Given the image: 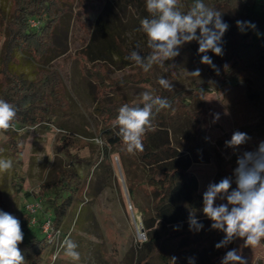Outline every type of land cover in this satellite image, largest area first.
Returning a JSON list of instances; mask_svg holds the SVG:
<instances>
[{
  "label": "trees",
  "instance_id": "obj_1",
  "mask_svg": "<svg viewBox=\"0 0 264 264\" xmlns=\"http://www.w3.org/2000/svg\"><path fill=\"white\" fill-rule=\"evenodd\" d=\"M183 1L187 8L192 3V0ZM128 2L136 5L140 20L149 15L145 0ZM83 3V0H11L7 12L0 10V30L4 39L0 47V99L13 104L17 110L14 128L4 132L7 141H0V147L16 156L22 153L28 138V134L22 132L52 123L58 114L69 115L72 110L63 77L52 63L64 54L56 42L65 21L73 17L80 20ZM204 3L222 12L223 20L229 25L222 38L224 55L216 56L211 52L208 55L220 65L223 85L245 84L246 100L256 111L253 120L239 115L236 131L247 133L251 137L248 143L259 144L264 141V12L255 0H204ZM32 20L40 24L34 27ZM237 20L255 23L256 30L241 33L236 26ZM111 30V23L100 16L90 42L79 53L81 71L94 87V112L101 123L97 135L104 141L93 176L100 174L106 179H113L125 205L120 182L113 177L112 163L118 157L132 208L142 219L145 240L140 243L134 264H171L169 259L173 256L177 258L176 264H221L226 252L234 249L235 240L226 247H215L225 234L212 229V222L202 212L203 194L192 171L191 145L175 126L176 116L188 113L195 98L198 101L195 120L199 127L202 126L209 88L202 85L192 93L181 89L175 75V64L180 55L166 61L163 68L172 81L173 90L162 89L157 95L167 97L175 111L163 110L157 114L153 127L143 137L144 151L129 154L116 135L118 129L113 128L119 107L125 103L137 104L123 91L142 84L153 85L154 74L161 66L153 65L148 72H144L134 62L125 59L137 48H132L125 36ZM141 34L144 43L139 51L146 55L150 50L146 45V36ZM186 44L180 48V54ZM23 61L30 66L27 73L20 69ZM113 66L126 71L125 75L111 78L109 73ZM62 129L57 145L59 153L68 150L74 143L73 132ZM224 177L233 178L234 189L233 171L218 172L216 183ZM40 191L41 195H53L52 219L63 235L65 227H69L65 224L69 221L77 231L85 230V214L88 212L86 202L80 198L81 177L76 171L57 172L56 178L43 183ZM12 201L13 196L0 187V210L20 221L24 239L18 247L27 264H42L46 249H50L51 257L52 249L40 228L30 226L26 210L19 218ZM78 203L82 204L81 208L72 218V210ZM190 212L195 213L204 225L199 232L189 230ZM39 220L43 221L41 217ZM25 227L34 232L27 236Z\"/></svg>",
  "mask_w": 264,
  "mask_h": 264
},
{
  "label": "rangeland",
  "instance_id": "obj_2",
  "mask_svg": "<svg viewBox=\"0 0 264 264\" xmlns=\"http://www.w3.org/2000/svg\"><path fill=\"white\" fill-rule=\"evenodd\" d=\"M129 0H83L80 9V20L75 17L65 21L64 29L57 39V46L64 53L58 57L52 66L58 69L63 77L67 98L72 104L69 115L58 114L55 121L43 126L32 128L27 132L26 144L22 153L14 155L8 149L1 154L12 160L13 168L6 173H0V187L13 196V205L18 216L24 215L25 206L33 200H39L43 206L41 219L53 216V195H41V186L53 181L61 170L76 171L81 177V200L86 202L88 213L85 214V230L77 231L70 221L65 224L64 236L70 237L78 245L79 261L60 254L55 264H134L139 252L142 236V219L131 205L125 177L118 157L113 159V177H116L123 192L125 205L114 187L113 179L94 174L95 164L101 158V146L95 141L100 130V120L94 112V87L86 80L81 71V55L79 51L91 39L96 28V20L102 16L112 25V32L126 37L128 44L141 47L144 37L137 31L140 25L139 12L136 5ZM258 4L261 0H255ZM131 3V4H130ZM184 3V1H183ZM11 0H0V10L7 12ZM185 4V3H184ZM185 11L187 6L185 5ZM3 31L0 30V47L3 44ZM198 44L187 43L175 64V75L179 87L188 93L194 92L202 85L209 88L206 95V114L201 127L195 120L198 101L195 98L186 114L176 116L175 126L179 134L189 140L194 160L192 171L198 179L200 192L206 190L209 183H216L218 172L233 171L236 155L233 150L225 147V141L230 140L236 131L239 115L249 120L256 118V111L248 104L245 84L237 86L223 85L220 76V65L213 62L219 71L200 63ZM199 68L200 77L190 76L188 72ZM21 71L29 72L30 66L23 61ZM138 73L137 71H132ZM126 71L112 67L111 78H121ZM129 73V72H128ZM169 79L163 67H157L153 85H139L125 89L123 92L134 102L140 103V93L149 91L157 95L163 88L158 79ZM215 114L219 120L214 121ZM62 128H67L74 134V143L68 150L59 153ZM0 141L6 142L7 137L0 131ZM258 144L247 143L241 146V151L253 150ZM226 201L217 200L216 203ZM78 203L73 208V216L81 208ZM28 217V216H27ZM27 228V229H26ZM33 228V227H32ZM27 231H26V230ZM28 236L31 228L25 227ZM242 239L235 240V247L247 264H264V243L257 247H244ZM42 264H49L51 251L44 253Z\"/></svg>",
  "mask_w": 264,
  "mask_h": 264
},
{
  "label": "clouds",
  "instance_id": "obj_3",
  "mask_svg": "<svg viewBox=\"0 0 264 264\" xmlns=\"http://www.w3.org/2000/svg\"><path fill=\"white\" fill-rule=\"evenodd\" d=\"M145 6L149 15L140 20L137 31L146 36V45L150 51L142 55L138 43L137 50L125 59L148 72L153 65L163 67L166 61L174 60L180 55L183 45L195 41L199 46L200 63L219 71L208 53L221 57L224 55L222 38L229 25L223 20L222 12L208 6L204 0H192L187 11L184 10L183 0H145ZM236 26L241 33L256 30L255 23L251 21L237 20ZM169 66L173 67L171 64ZM188 74L200 77L201 70L197 68ZM158 84L165 90H173L172 81L167 78L160 77ZM140 96V103L120 106L113 123V128L118 129L116 135L129 154L144 151L143 137L153 127L157 114L163 110L175 111L167 97L153 95L149 91L140 93ZM16 116L15 106L0 99V131L13 129ZM219 118V114H215L213 122ZM250 139L247 133L237 130L230 140L225 141V147L232 149L236 155V166L233 169L236 187L232 188V177H224L218 183H209L203 192V214L212 222V229L225 234L215 245L217 249L226 247L236 239H242L244 247H257L264 240V141L259 142L253 150L241 151V146ZM95 142L100 146L104 144L102 138H97ZM4 151L0 147V154ZM12 168V160L0 155V173L9 172ZM217 200L226 202L217 204ZM188 225L189 230L194 232L204 227L192 212L188 217ZM23 239L20 221L12 214L0 210V264H27L18 247ZM77 249V243L66 237L57 249L56 256L62 252L72 261H79L80 253ZM176 259L173 256L169 260L171 264H176ZM221 264H247V261L237 249H232L226 252Z\"/></svg>",
  "mask_w": 264,
  "mask_h": 264
},
{
  "label": "built area",
  "instance_id": "obj_4",
  "mask_svg": "<svg viewBox=\"0 0 264 264\" xmlns=\"http://www.w3.org/2000/svg\"><path fill=\"white\" fill-rule=\"evenodd\" d=\"M262 11L264 12V0L260 1ZM39 21H31V25L37 27ZM25 210L29 217L30 226L33 228H40L42 235L45 237V241L48 246L52 249V259L49 264H55L59 256H56L57 249L59 248L61 242L65 239L63 232L54 225L51 216H45L43 221L40 222L39 217L43 211V206L41 201L33 200L25 206Z\"/></svg>",
  "mask_w": 264,
  "mask_h": 264
},
{
  "label": "water",
  "instance_id": "obj_5",
  "mask_svg": "<svg viewBox=\"0 0 264 264\" xmlns=\"http://www.w3.org/2000/svg\"><path fill=\"white\" fill-rule=\"evenodd\" d=\"M141 231H142V233H143V235H142V236H145V233H144V230H143V228L141 229Z\"/></svg>",
  "mask_w": 264,
  "mask_h": 264
}]
</instances>
